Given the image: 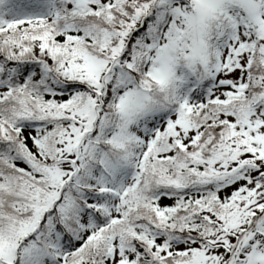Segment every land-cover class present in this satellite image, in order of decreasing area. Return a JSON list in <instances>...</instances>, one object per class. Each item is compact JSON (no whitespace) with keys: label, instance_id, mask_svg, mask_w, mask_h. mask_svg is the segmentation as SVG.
<instances>
[{"label":"snow or ice","instance_id":"snow-or-ice-1","mask_svg":"<svg viewBox=\"0 0 264 264\" xmlns=\"http://www.w3.org/2000/svg\"><path fill=\"white\" fill-rule=\"evenodd\" d=\"M0 264H264V0H0Z\"/></svg>","mask_w":264,"mask_h":264}]
</instances>
